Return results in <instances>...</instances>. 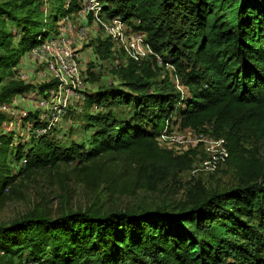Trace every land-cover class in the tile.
<instances>
[{
	"label": "trees",
	"instance_id": "obj_1",
	"mask_svg": "<svg viewBox=\"0 0 264 264\" xmlns=\"http://www.w3.org/2000/svg\"><path fill=\"white\" fill-rule=\"evenodd\" d=\"M100 1L108 19L120 18L146 36L186 91L169 80L158 87L156 69L129 60L116 71L119 84L87 93L86 141L63 144L44 135L14 147L13 133H0V198L17 180L7 174L8 164L24 158L20 176L59 164L85 167L109 153L137 156L146 173L188 168L191 154L174 157L158 143L174 117L183 129L213 125L235 145L243 131L264 139V0ZM79 8L78 0L0 3V106L32 88L5 80L59 20ZM112 46L106 41L98 48L103 60ZM95 107L99 111L91 112ZM7 120L0 114V128ZM29 263L264 264V171L220 193L199 188L190 206L79 210L1 226L0 264Z\"/></svg>",
	"mask_w": 264,
	"mask_h": 264
},
{
	"label": "rangeland",
	"instance_id": "obj_2",
	"mask_svg": "<svg viewBox=\"0 0 264 264\" xmlns=\"http://www.w3.org/2000/svg\"><path fill=\"white\" fill-rule=\"evenodd\" d=\"M3 1L8 0H0V3ZM102 18L109 20L106 15ZM54 29L48 36L59 38L64 31V39L79 56L83 86L76 91L78 97L70 98L69 109L61 123L47 136L63 144L72 141L82 143L90 135L83 129L87 93L119 84L121 79L116 71L118 67L127 66L129 60L122 51L116 55L113 52L106 60L98 54V48L102 43L110 42V38L95 21L94 11L78 10L59 20ZM23 58L5 81L24 82L32 88L0 106V114L8 119L0 133H13L14 147L30 145L33 139L38 138L32 113L39 115L36 109L44 93L41 88L55 83L45 63L27 54ZM141 64L142 67L150 65L156 69L158 87H164L169 80L177 91H186L180 86L174 69L164 66L156 57L149 56ZM95 111L94 108L91 112ZM176 120L174 117L162 134L165 137L161 135L158 143L174 157L191 154L192 163L188 168L176 165L159 174L146 173L137 156L109 153L85 167L77 163L59 164L30 176H20L23 163L10 162L7 174L16 176L17 180L4 190L0 198V227L27 217H55L79 210L139 212L163 206H190L199 188L208 195L220 193L264 171V139L243 131L235 145L226 142L227 137L216 131L213 125L193 131L183 129L179 121L174 123ZM222 140L225 142L221 147L217 146L216 151L210 150L214 148L207 141Z\"/></svg>",
	"mask_w": 264,
	"mask_h": 264
},
{
	"label": "built area",
	"instance_id": "obj_3",
	"mask_svg": "<svg viewBox=\"0 0 264 264\" xmlns=\"http://www.w3.org/2000/svg\"><path fill=\"white\" fill-rule=\"evenodd\" d=\"M78 4L80 6L79 10L84 12L94 11V19L108 34L115 55L118 51H122L128 60L137 63L142 62L149 56H154L162 63L157 54L147 44L144 34L133 32L120 18L109 19L108 21L102 18L105 14L101 12L100 0H78ZM64 35V31H62L59 38L48 36L27 53L28 57L45 63L46 69L55 81L52 87L44 91L36 109L39 113V115H36H38L37 120L40 126L36 127L35 124L33 126L37 137L47 135L61 123L69 109L70 98L73 96L78 97L76 91L83 86V72L79 56L70 48L69 41L64 39ZM95 110V112L99 111L98 107H95ZM162 137H165V135H162ZM207 142L214 148H210V150L216 151L217 146L221 147L225 141ZM223 154H227L225 149H223ZM22 163L25 165L27 160L24 158Z\"/></svg>",
	"mask_w": 264,
	"mask_h": 264
},
{
	"label": "crops",
	"instance_id": "obj_4",
	"mask_svg": "<svg viewBox=\"0 0 264 264\" xmlns=\"http://www.w3.org/2000/svg\"><path fill=\"white\" fill-rule=\"evenodd\" d=\"M24 59V58H23Z\"/></svg>",
	"mask_w": 264,
	"mask_h": 264
}]
</instances>
